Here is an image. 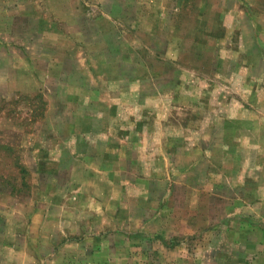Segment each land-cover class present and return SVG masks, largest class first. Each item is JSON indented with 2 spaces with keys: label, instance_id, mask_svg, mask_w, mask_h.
Wrapping results in <instances>:
<instances>
[{
  "label": "rangeland",
  "instance_id": "rangeland-1",
  "mask_svg": "<svg viewBox=\"0 0 264 264\" xmlns=\"http://www.w3.org/2000/svg\"><path fill=\"white\" fill-rule=\"evenodd\" d=\"M0 264H264V0H0Z\"/></svg>",
  "mask_w": 264,
  "mask_h": 264
}]
</instances>
